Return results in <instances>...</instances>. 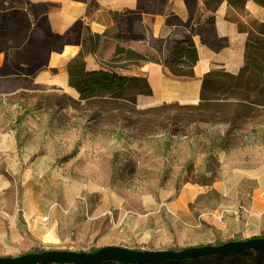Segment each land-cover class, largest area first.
<instances>
[{"label":"rangeland","instance_id":"rangeland-1","mask_svg":"<svg viewBox=\"0 0 264 264\" xmlns=\"http://www.w3.org/2000/svg\"><path fill=\"white\" fill-rule=\"evenodd\" d=\"M132 14L117 13L118 27L100 39L94 56L103 69L139 76L144 62L125 55L114 60L118 46L132 47L126 17ZM87 29V23L73 25V43L36 30L41 38L30 68L37 72L42 63L41 74L24 82L0 79V177L8 183L0 189V201L27 208L41 221L48 217L41 224L59 236L54 243H39L26 229L27 240L17 248L9 250L7 239L0 240V256L89 253L115 244L180 251L263 237L264 107L237 106L235 98L222 95L203 109L192 107L200 101L143 105V83L130 89V100L81 102L75 90L57 80L63 73L69 77L72 59L57 58L68 45L92 51L91 41L82 47ZM7 46H12L11 61H29L25 45L0 43V51ZM152 55L145 54L149 60ZM164 104L177 105L161 108ZM185 191L187 208L174 209L172 203ZM240 204L248 208L243 216L220 222L210 214ZM0 231L7 233V207L0 209ZM189 264H264V257L250 252Z\"/></svg>","mask_w":264,"mask_h":264},{"label":"crops","instance_id":"crops-1","mask_svg":"<svg viewBox=\"0 0 264 264\" xmlns=\"http://www.w3.org/2000/svg\"><path fill=\"white\" fill-rule=\"evenodd\" d=\"M28 1L32 4L47 5V18L55 34L64 35L76 23H87L90 32L86 30L82 35L84 36L82 47L90 34L98 35V42H100L110 29L118 27L120 22L116 18L117 13L132 11L133 14L130 16L132 33L137 34L138 38L133 39L130 49L144 56L148 51L153 54L151 57L155 58L145 62L140 68L139 76L147 79L152 91L151 96L143 98V105L172 102L198 103L203 78L208 72L224 69L231 74H237L243 67L249 30L252 28L250 20L264 23V8L254 0H247L243 10L232 7L227 0ZM188 24L194 28L193 34ZM189 34H192L199 60L194 67L195 78L179 80L172 77L160 61L171 50L176 38ZM97 44L86 56L87 71L103 69L97 64L94 56ZM120 46L123 47V45ZM83 48L80 45L63 47L64 50L57 59L73 60L83 52ZM66 70L68 72L67 67ZM40 74L41 72L38 76ZM61 75L57 80L66 84L68 90H75L69 84V77L67 78L64 73ZM7 185V180L0 177V189L7 188ZM194 191L195 189L191 188L189 192L194 193ZM189 200L190 195L185 191L174 200L172 206L174 209L185 210ZM6 207L9 216L7 217V233L2 235L3 232L0 231V240L7 239V249L17 248L27 240L26 229L30 232V237L39 243H54L59 240L58 235L51 234L48 232L50 230L41 224L37 213L30 212L19 205L13 206L9 201L7 203L0 201V209Z\"/></svg>","mask_w":264,"mask_h":264},{"label":"trees","instance_id":"trees-1","mask_svg":"<svg viewBox=\"0 0 264 264\" xmlns=\"http://www.w3.org/2000/svg\"><path fill=\"white\" fill-rule=\"evenodd\" d=\"M247 0H227L228 4L237 10H243ZM257 4L264 8V0H254ZM43 7L45 4H41ZM46 10L42 12L46 28L50 30L49 23L46 18ZM25 14V13H23ZM131 22L130 15H126ZM81 24V23H80ZM131 26V24H130ZM189 26V24H188ZM191 33L195 32L192 26H189ZM249 36L246 44L245 63L237 74H231L224 69H214L208 72L203 78V84L200 94V102L192 106L194 109H203L212 106L216 101L220 100V96H226L225 100L235 98L237 106L251 108L253 105L264 107V23L255 21L251 24ZM241 29H243L241 27ZM90 29H87L89 33ZM71 34L69 30L65 35L52 34L54 38H62ZM192 34L184 35L176 38L171 50L160 61L163 68L168 70L170 75L179 80H190L195 78L194 67L199 60L197 47L192 39ZM133 39L138 38L137 34L132 33ZM99 40L98 35H89L87 41H91L93 48ZM25 45L24 54H31L34 50L29 49V44ZM92 51L83 50L72 61L69 62L67 68L69 73V84L79 94L81 102H89L97 98H106L112 101L130 100V89L138 88L141 83L146 91L139 92L143 96H151L152 91L147 79L141 76H129L121 74L116 70L101 69L95 71L86 70V56ZM33 55V54H32ZM133 59L135 61L148 62L146 56L132 49H125L118 46L115 51L114 60ZM30 57L29 55H27ZM33 57V56H32ZM155 60V59H154ZM31 62V61H30ZM38 67H43L42 63ZM233 102V101H232ZM177 104H164L161 108H172ZM160 108V107H159ZM158 109V108H157ZM250 252L258 253V256L264 257V253L256 251H242L231 256H208L218 257L222 259L232 260L234 258L249 256ZM208 257L182 260V261H166L159 262L163 264H172L179 262L182 264L197 263L200 260H206ZM104 264H117L113 262H102ZM100 264V263H96ZM158 264V263H151Z\"/></svg>","mask_w":264,"mask_h":264},{"label":"water","instance_id":"water-1","mask_svg":"<svg viewBox=\"0 0 264 264\" xmlns=\"http://www.w3.org/2000/svg\"><path fill=\"white\" fill-rule=\"evenodd\" d=\"M242 251L264 253V236L242 241H230L222 245L190 247L180 251H139L122 246L109 245L94 252L46 250L30 252L18 257H1L0 264H96L113 262L117 264H151L166 261L199 259L208 256H231Z\"/></svg>","mask_w":264,"mask_h":264},{"label":"flooded vegetation","instance_id":"flooded-vegetation-1","mask_svg":"<svg viewBox=\"0 0 264 264\" xmlns=\"http://www.w3.org/2000/svg\"><path fill=\"white\" fill-rule=\"evenodd\" d=\"M41 4L43 3L32 4L28 0H0V43L11 45L18 42L21 44H29L30 50L35 47L38 49L41 37L37 36V33L35 32L36 30H41L43 33V29H46V34L57 42H72L71 34L62 38H54L52 36V34L55 33L52 32L50 24V30L46 28L44 15L42 14L45 9L47 11V18L48 7L46 4L44 7ZM11 50L12 46H7V49L0 51V55L2 54L4 56L0 64V79H15L24 82L28 81V78H31L32 80L34 77L37 78L38 74L42 72V67L36 65L35 68L40 69L37 72H34L33 69L30 68V61H32L33 52L31 54L26 53V55L30 56L28 57V62H21L18 60L11 61L9 57ZM19 66L22 68L19 69ZM24 66H26L27 69H23Z\"/></svg>","mask_w":264,"mask_h":264},{"label":"built area","instance_id":"built-area-1","mask_svg":"<svg viewBox=\"0 0 264 264\" xmlns=\"http://www.w3.org/2000/svg\"><path fill=\"white\" fill-rule=\"evenodd\" d=\"M246 213H248V208L246 207L245 204H240V205H236V206H223L218 211H216L214 213H210V214L216 220L223 222L225 220V218L230 216V215H232L234 217H238L240 215L243 216ZM7 217H9V216L7 215ZM42 221L43 222L48 221V217H45Z\"/></svg>","mask_w":264,"mask_h":264}]
</instances>
